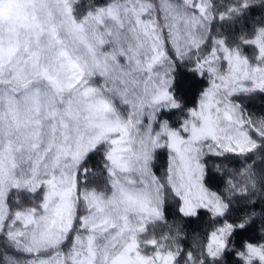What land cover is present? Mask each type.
Segmentation results:
<instances>
[{
    "label": "snow or ice",
    "instance_id": "1",
    "mask_svg": "<svg viewBox=\"0 0 264 264\" xmlns=\"http://www.w3.org/2000/svg\"><path fill=\"white\" fill-rule=\"evenodd\" d=\"M256 7L0 0V264H221L258 218L230 221L232 203L264 198V116L240 102L264 93V19L233 36L213 22ZM178 60L208 80L190 108L172 91ZM212 171L223 193L207 186ZM169 197L184 217L224 219L185 250L181 225L155 235ZM259 231L235 249L241 264H264Z\"/></svg>",
    "mask_w": 264,
    "mask_h": 264
},
{
    "label": "trees",
    "instance_id": "2",
    "mask_svg": "<svg viewBox=\"0 0 264 264\" xmlns=\"http://www.w3.org/2000/svg\"><path fill=\"white\" fill-rule=\"evenodd\" d=\"M95 3H104L106 0H93ZM89 3V0H81V8ZM264 19V8L256 7L244 13L235 22L227 21L220 22L214 21L215 27L220 28L225 35L233 36L238 34L241 30L248 31L251 29L254 21ZM250 51V50H249ZM173 88L172 91L175 95L179 96L183 101L185 108L194 106L200 96L201 90L208 86L206 77L201 76L195 68L185 61H177L173 71ZM240 102L244 105L246 112L255 116H264V93L256 92L252 94H245L241 97ZM166 110L162 112V118L170 119ZM158 158L155 161V171L159 174L167 164V150L159 149ZM225 164L229 167H241V158L229 155L224 160ZM226 177L220 173L212 171L205 177L207 186L213 190L223 193L225 187ZM21 199L24 204H29L28 194L22 193ZM255 210L258 218L250 226L245 229H237L232 237L230 243L232 248L226 251L221 264H241V261L235 255V249L239 248L245 239L258 238L260 235L259 229L264 226V198H257L253 203L248 204L245 201H234L231 205L230 211L226 214L227 219L236 221L244 212ZM164 215L167 224L159 222L155 225V235H160L168 231L167 225H181L182 236L180 244L185 250L190 249L194 242V237L197 235L206 237L208 231L216 224L222 222L224 218L214 219L211 214L205 209H199L197 215L184 217L179 212V200L177 198L169 197L164 205ZM153 231V225H149V232Z\"/></svg>",
    "mask_w": 264,
    "mask_h": 264
}]
</instances>
